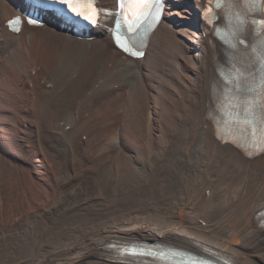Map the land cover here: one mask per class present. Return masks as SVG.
I'll return each mask as SVG.
<instances>
[{
	"label": "bare ground",
	"instance_id": "obj_1",
	"mask_svg": "<svg viewBox=\"0 0 264 264\" xmlns=\"http://www.w3.org/2000/svg\"><path fill=\"white\" fill-rule=\"evenodd\" d=\"M209 1L166 0L133 59L107 30L79 39L52 14L12 32L24 0H0V264H160L158 244L264 264V11L253 25L252 0H226L213 23ZM234 70L239 84L224 82ZM133 88L152 109L145 126L123 104ZM53 114L65 119L64 167L44 143ZM136 243L149 263L124 255Z\"/></svg>",
	"mask_w": 264,
	"mask_h": 264
},
{
	"label": "rangeland",
	"instance_id": "obj_2",
	"mask_svg": "<svg viewBox=\"0 0 264 264\" xmlns=\"http://www.w3.org/2000/svg\"><path fill=\"white\" fill-rule=\"evenodd\" d=\"M133 89H135V88H133ZM143 92L144 91L136 90V94H137L136 96L137 97L135 99H129V98H127V95H124L123 104L126 105V107L129 108V109L132 108V107L135 108L138 111L137 113H138V115L140 117L139 119L141 120V123H143L144 126H145V124L147 122V119H148V116H150L151 113H152V109L150 108V105L148 104V99L145 97V94ZM140 93H141V96H140ZM17 106H19V105H17ZM67 106H68V104L66 105V108H65L66 110H68ZM130 106H132V107H130ZM62 111L60 109L58 114L61 113V115H62ZM58 114L57 115L53 114L51 116L52 121L49 122V125L46 123L45 131L43 130L45 132V134H44L45 135L44 143L49 148V150L52 153L55 154L54 156L58 159V161L63 162V167H64L65 166L64 164H67V162H68L67 161L68 160V157H67V146L64 143V140H63L61 134H59V133H61L62 132L61 129L64 128L65 119H62L63 117H59L58 118ZM63 114H64V111H63ZM56 118H57V120H59V124L57 126L54 123ZM124 123L122 122L123 125H124ZM137 124H139V123H136V125ZM126 125H127L126 128L128 129L132 125V123L130 124L127 121ZM133 126H134V128H137V127H135L134 123H133ZM57 127H59L60 130H58ZM64 129H63V131H64ZM53 131L55 133H53ZM47 135H50V138H48ZM172 140H173V143H172V145H169V149H168V152H170V153L173 152L175 150V148H177L176 147L177 146L176 141H174L176 139L172 138ZM74 148L80 154V156H83V155L86 156L85 155L86 153L90 154L89 152H86V151L82 150V148H83L82 146H80V147L79 146L78 147L74 146ZM88 159H85V162L83 164L86 163V164L90 165V164L93 163L94 160H92V159L88 160ZM88 179H89V177L86 176L83 181H87ZM79 182H80V180H74L73 182L69 183L68 186H67V190L68 191L73 190L78 185ZM21 216H22V212H21ZM24 219L25 218H20V220L18 221L19 222L18 224H22ZM15 223H17V222H15ZM7 227L9 228L10 224L6 223V227L5 228L7 229Z\"/></svg>",
	"mask_w": 264,
	"mask_h": 264
},
{
	"label": "snow or ice",
	"instance_id": "obj_3",
	"mask_svg": "<svg viewBox=\"0 0 264 264\" xmlns=\"http://www.w3.org/2000/svg\"><path fill=\"white\" fill-rule=\"evenodd\" d=\"M157 0H127V3L132 5L136 10L132 11V9L130 8L129 11L132 13L131 15V19L127 20L126 22L129 25H134L136 23H138L143 17H145L149 10L156 4ZM255 2L256 0H252V5L255 6ZM259 3L261 6H264V0H259ZM121 8L123 9L125 7V3L124 0H121ZM75 9H73L74 11ZM123 15V13H122ZM87 18V17H86ZM93 23H95L96 21L93 20ZM119 39V37H117ZM121 47H124V45H121ZM127 50V49H125ZM130 54L132 55H139V53L137 52H131ZM243 73L239 72L238 70H234L233 73L229 74L228 76V82L229 83H236L237 85L239 84L240 79L242 78ZM261 88L264 89V80L261 81ZM245 111L249 114V115H254V107L252 105H249ZM262 121H264V115H262L261 117ZM241 123L242 125V130H248L251 131V129L254 127V123L252 120L250 119H243L242 121L239 118V114H237L236 119L232 120L233 124L236 123ZM253 135H255V133H252ZM261 135L264 136V131L261 132ZM264 150V149H262ZM131 254H135V253H131Z\"/></svg>",
	"mask_w": 264,
	"mask_h": 264
}]
</instances>
